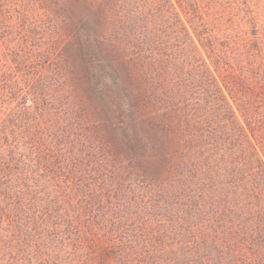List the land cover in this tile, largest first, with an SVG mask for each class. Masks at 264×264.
<instances>
[{
    "label": "trees",
    "instance_id": "16d2710c",
    "mask_svg": "<svg viewBox=\"0 0 264 264\" xmlns=\"http://www.w3.org/2000/svg\"><path fill=\"white\" fill-rule=\"evenodd\" d=\"M0 264H264V0H0Z\"/></svg>",
    "mask_w": 264,
    "mask_h": 264
},
{
    "label": "rangeland",
    "instance_id": "374dc122",
    "mask_svg": "<svg viewBox=\"0 0 264 264\" xmlns=\"http://www.w3.org/2000/svg\"><path fill=\"white\" fill-rule=\"evenodd\" d=\"M3 43H5V42L3 41V35H2L1 30H0V52H3L4 51V47L2 45ZM0 58H4L5 59V57L2 56V55H0Z\"/></svg>",
    "mask_w": 264,
    "mask_h": 264
}]
</instances>
